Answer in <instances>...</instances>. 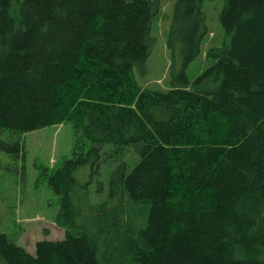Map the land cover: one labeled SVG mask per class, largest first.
Listing matches in <instances>:
<instances>
[{"label":"trees","instance_id":"obj_1","mask_svg":"<svg viewBox=\"0 0 264 264\" xmlns=\"http://www.w3.org/2000/svg\"><path fill=\"white\" fill-rule=\"evenodd\" d=\"M219 1L222 41L191 81L207 6ZM160 4L0 0V129L12 131L0 150L17 155L15 133L66 121L77 136L71 157L42 170L65 238L39 240L31 253L0 233L7 264H264V0H174L165 89L135 74L151 55ZM106 144L136 146L139 161H118L97 202L88 186Z\"/></svg>","mask_w":264,"mask_h":264},{"label":"rangeland","instance_id":"obj_2","mask_svg":"<svg viewBox=\"0 0 264 264\" xmlns=\"http://www.w3.org/2000/svg\"><path fill=\"white\" fill-rule=\"evenodd\" d=\"M21 1L23 0H19ZM160 2V11L154 18L151 31L154 36L151 55L147 59L146 69L136 66L135 74L141 85L165 89L173 78L170 69L173 58L165 44L174 0ZM218 3L207 6L209 32L202 42L200 55L187 67V75L191 81L212 64V60L205 56L209 46L222 41L223 28L217 16L222 3ZM181 67L182 61L178 59L175 73ZM72 126L71 121H66L37 128L23 135L15 133L16 137H21L23 143L19 154L0 150V233H6L31 253L35 252L36 242L39 240H58L66 236L65 228L57 225L54 220L60 206L59 196L48 185L42 170L59 167L64 158L72 156L77 139ZM11 132L9 128L0 129V136L6 141ZM82 143L84 149L89 148L88 141L82 140ZM103 150L100 173L88 186V193L97 202L108 197L111 170L118 161L126 160L130 169L139 161V153L134 145H129L122 151L114 148L113 144H106ZM90 174L88 165L81 166L75 172V180L84 185L89 181ZM0 264L7 263L0 257Z\"/></svg>","mask_w":264,"mask_h":264}]
</instances>
